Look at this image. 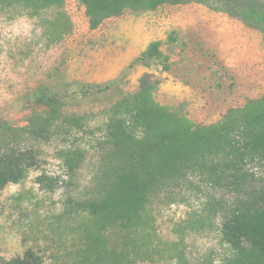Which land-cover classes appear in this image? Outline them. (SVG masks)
I'll return each instance as SVG.
<instances>
[{
	"label": "rangeland",
	"instance_id": "obj_1",
	"mask_svg": "<svg viewBox=\"0 0 264 264\" xmlns=\"http://www.w3.org/2000/svg\"><path fill=\"white\" fill-rule=\"evenodd\" d=\"M159 41L169 69L134 60ZM157 80L155 100L193 124L220 121L231 108L264 95L262 34L199 3L125 11L89 29L79 0L36 16L11 3L0 7V119L27 124L44 107L40 92L55 93L64 113L86 114L99 127L107 108L134 93L143 74ZM81 138V136H79ZM83 163L68 171L58 150L43 144L41 163L0 195V258L32 249L42 264H74L91 232L70 205L91 195L99 163L85 137ZM153 196L135 233L137 264H218L228 252L217 234L220 217L207 204L217 192L198 179ZM222 194V193H221ZM227 197V196H225Z\"/></svg>",
	"mask_w": 264,
	"mask_h": 264
},
{
	"label": "trees",
	"instance_id": "obj_2",
	"mask_svg": "<svg viewBox=\"0 0 264 264\" xmlns=\"http://www.w3.org/2000/svg\"><path fill=\"white\" fill-rule=\"evenodd\" d=\"M64 0H0L36 16L61 9ZM88 27L125 11L149 12L159 7L199 3L259 31L264 41V0H79ZM159 41L150 42L134 60L167 71ZM158 82L150 74L139 79L136 92L107 108L99 127L86 114L64 113L58 96L42 90L44 107L22 127L0 119V195L9 183H19L41 163L42 145L63 143L58 157L70 172L84 161L87 138L99 151V163L89 198L72 203L91 229L74 264H137L136 236L153 196L196 178L217 192L207 207L220 220L217 234L228 254L218 264H264V95L231 108L218 122L193 124L186 116L154 98ZM81 136V138H79ZM222 193V194H221ZM227 196V197H225ZM0 264H42L32 249ZM66 264V263H65Z\"/></svg>",
	"mask_w": 264,
	"mask_h": 264
}]
</instances>
